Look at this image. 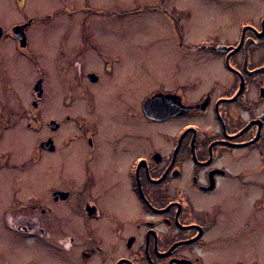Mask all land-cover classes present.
Here are the masks:
<instances>
[{"label":"flooded vegetation","instance_id":"1","mask_svg":"<svg viewBox=\"0 0 264 264\" xmlns=\"http://www.w3.org/2000/svg\"><path fill=\"white\" fill-rule=\"evenodd\" d=\"M108 2L0 0V146L38 134L37 168L19 170L44 188L0 174L5 226L61 232L64 210L71 233L43 241L45 264H264V226H240L264 221V0ZM116 11L167 20L163 62L154 41L103 45L116 31L94 25ZM11 164L0 150V173Z\"/></svg>","mask_w":264,"mask_h":264},{"label":"rangeland","instance_id":"2","mask_svg":"<svg viewBox=\"0 0 264 264\" xmlns=\"http://www.w3.org/2000/svg\"><path fill=\"white\" fill-rule=\"evenodd\" d=\"M108 4L111 9H118V11L124 12L131 10L133 7H135L133 4L135 3V0H108ZM118 11L114 13L109 14L104 18L103 25H94L93 31L98 33V36H103L105 32H112L110 35H107L105 40L103 41V45L108 47L112 50H123L124 52L131 53L133 51V47H140L143 50H146L152 47L150 43L153 44L154 41V60L163 62V59H166V55L168 56L169 52V46L170 43L167 39V32L168 31V23L167 20L160 15H152L154 22H151L150 25H137L134 22V20H138L137 18H134V15H120ZM132 14V13H128ZM125 15V16H124ZM123 16V17H121ZM148 16V15H147ZM146 16V18H147ZM151 17V18H152ZM142 18V17H140ZM154 25V28L152 26ZM106 27L107 31L104 29ZM146 50V51H148ZM159 58V59H158ZM128 59V57H125V61ZM167 61V60H166ZM21 86V85H20ZM23 88V87H22ZM60 100V99H59ZM21 131H20V130ZM17 130H12V132L8 133L7 136L10 140L6 142V145H1L0 147H4V149L0 148V150L8 151L10 161L12 162V168L11 170H7L8 172L0 173L1 175H5L4 179L7 176H11L14 178L16 176L17 180L21 182V180H25L23 177L26 173L25 171H21L20 164L23 162L26 163L28 168H34L37 165V160L41 159L40 154L35 153L32 149V144L35 139L39 138L38 134L32 133L30 130L27 131L25 129L19 128ZM19 134L25 135L28 139H31V142L26 141V144L18 143V137ZM13 137V138H12ZM28 163V164H27ZM37 168V167H36ZM27 171V180L30 181L28 189H24L26 192L28 190L29 194H35L37 195L40 192H44V188L42 189L41 186H38L39 180L38 177H36V171L30 172V169ZM22 172V173H21ZM14 175V176H13ZM50 175V172L48 176ZM45 176V175H43ZM43 176L41 180H43ZM48 176H45L47 184L52 179L48 178ZM29 177V179H28ZM34 177H36L34 179ZM35 180L34 185L32 184V181ZM12 179L10 178V181ZM13 181V180H12ZM14 184V183H13ZM37 185L36 187H34ZM18 186V185H16ZM253 195L247 196L243 199L237 198L236 200H232L237 204V207L239 209L245 207L251 208ZM7 198L0 204V264H28L29 262L31 264H45V260L51 261L55 260L56 257L53 255L55 253L49 251L47 247L42 244L44 240L50 239L54 244L61 241V239L67 238L68 233L70 234L71 231L69 229V219L66 215L65 211H60V215L58 219L61 221V232L53 233V231L45 230L43 233L39 232L36 228L35 230H27V231H21V230H11L5 226V218L1 214V210L4 205H7ZM13 203L12 197L9 199L8 207L11 206ZM240 204V205H238ZM63 215V216H61ZM31 215L29 214L28 217ZM49 216V215H46ZM260 218V221L257 220V218ZM35 220H38L40 218V215H35L33 217ZM33 220L31 219V222ZM249 222L250 226L255 225V222L258 223V225L264 226V221L262 222V216L257 214H248L244 217V219L241 221V225H243L246 222ZM257 226L255 227V234L254 237L257 238L260 237L259 234H263L264 237V231H260ZM253 232V233H254ZM259 232V233H258ZM73 233V232H72ZM252 249H249L251 252ZM44 251V252H42ZM264 253L263 252H259ZM230 254L237 255V252L233 249V251H230ZM254 255L257 256L258 254L254 252ZM262 255V254H261ZM223 264V263H221Z\"/></svg>","mask_w":264,"mask_h":264}]
</instances>
